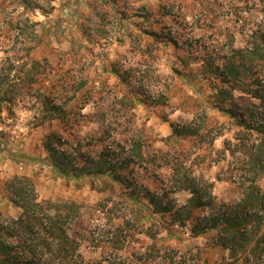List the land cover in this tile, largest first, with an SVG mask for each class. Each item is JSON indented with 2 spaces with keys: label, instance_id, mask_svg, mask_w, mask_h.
Returning a JSON list of instances; mask_svg holds the SVG:
<instances>
[{
  "label": "rangeland",
  "instance_id": "1",
  "mask_svg": "<svg viewBox=\"0 0 264 264\" xmlns=\"http://www.w3.org/2000/svg\"><path fill=\"white\" fill-rule=\"evenodd\" d=\"M34 1L42 9L0 0V96L7 99L0 100V216L20 215L6 188L19 178L40 201L80 207L75 224L82 240L85 230L92 237L81 246L88 260L109 256L108 237L129 229L128 253L123 250L117 263L137 264L156 244L162 253L175 249L188 264H230L215 232L194 236L188 226L173 238L162 232L155 241L141 234L151 222L136 203L148 206L149 197L163 195L181 207L191 197L182 188L187 179L211 185L219 203L240 199L243 174L224 144L241 128L216 108L214 76L205 62L222 63L231 49L264 34V0ZM234 95L235 105L250 99L243 90ZM56 104L69 114L63 122L50 119ZM103 127L111 138L102 135ZM178 127L200 132L177 137ZM63 128L73 154L81 145L99 155L101 137H116L126 146L118 157L128 159L130 143L141 141L146 160L131 173L139 183L57 175L43 145ZM259 186L264 189V179ZM98 208L110 213L94 215ZM207 215L196 210L193 220ZM169 219L158 215L153 232Z\"/></svg>",
  "mask_w": 264,
  "mask_h": 264
},
{
  "label": "trees",
  "instance_id": "2",
  "mask_svg": "<svg viewBox=\"0 0 264 264\" xmlns=\"http://www.w3.org/2000/svg\"><path fill=\"white\" fill-rule=\"evenodd\" d=\"M22 5L34 11L42 9L34 0H22ZM23 24L24 21L17 24L20 34L25 32ZM249 42L245 48L231 49L221 58L222 63L214 65L215 61L205 62L214 76L216 108L241 128L234 140H227L224 144L225 152L235 162L236 171L243 174L241 178H246L239 179L241 182L238 184L244 188L240 199L232 203H219L211 191V185L187 179L182 188L189 191L191 197L181 207L166 202L163 195L149 197L148 206L140 199L136 203L146 213L143 218L151 222V227L141 229V234L155 241L162 232L173 238L188 226H191L194 236L215 232L217 245L227 250L232 258L230 264H264V189L259 186L264 179V34L251 36ZM178 74L184 75L179 71ZM238 89L248 94L250 99H242L240 104L235 105L238 101L234 92ZM0 100L5 102L7 99L1 95ZM50 116L51 121L63 122L69 114L56 104ZM102 129L105 130L102 135L112 137L110 130ZM67 131L63 128L51 132L43 145L57 175L76 180L85 177L107 179L111 184L128 187L139 183L135 177H131V173L146 160L141 141L130 143L128 159L119 158V149L124 150L126 146L116 142V137L111 142L101 137L98 146L102 148V153L99 155L83 152L81 145L73 154L68 150L70 136ZM199 132V128L187 127L174 130L177 137L197 136ZM6 188L11 202L21 209V213L15 218L0 216V264H127L116 262L120 253H128L126 229L106 240L105 244L111 250L109 256L88 260L81 246L92 237L87 230L85 239L79 237V228L75 224L81 214L78 205L40 201L34 189L28 190L23 179L19 178L7 182ZM196 210L208 215L194 222L193 213ZM109 213L105 208L94 211V215L99 214V217ZM158 215L169 216L170 219L153 232L152 226ZM126 223L136 229V226L130 225V220ZM168 249L166 247L162 253L153 244L149 254L141 255L136 262L188 264L184 257L176 255L175 249Z\"/></svg>",
  "mask_w": 264,
  "mask_h": 264
}]
</instances>
